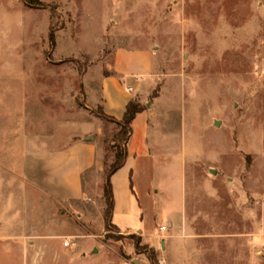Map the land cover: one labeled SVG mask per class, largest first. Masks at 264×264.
<instances>
[{
	"label": "rangeland",
	"instance_id": "1",
	"mask_svg": "<svg viewBox=\"0 0 264 264\" xmlns=\"http://www.w3.org/2000/svg\"><path fill=\"white\" fill-rule=\"evenodd\" d=\"M43 3L0 0V264H66L62 249L97 241L152 264L143 247L163 238L170 264H264V0ZM117 46L153 55L154 82L141 104L152 115L153 157L141 160L146 173L135 176L132 200L133 209L145 206L151 237L138 251L140 234L108 239L101 227L99 191L119 126L103 120L105 172L88 175L81 204L55 200L39 184L40 168L28 165L94 121L93 96ZM183 175V216L193 229L185 237L160 230L182 210ZM119 193L126 206L130 192ZM75 224L82 230L74 235ZM108 253L68 264H115Z\"/></svg>",
	"mask_w": 264,
	"mask_h": 264
},
{
	"label": "crops",
	"instance_id": "2",
	"mask_svg": "<svg viewBox=\"0 0 264 264\" xmlns=\"http://www.w3.org/2000/svg\"><path fill=\"white\" fill-rule=\"evenodd\" d=\"M42 2L48 0H40ZM112 59L105 67V75L97 84L96 94L93 96V102L96 109L102 110L104 116L99 113L93 115V122H86L81 134L70 133L63 145L55 146L42 156L38 151L30 157L28 165L31 168H40L39 184L45 187L58 202H65L71 206L81 204L87 198L86 178L95 171L99 176L105 172V151L102 144L97 140V136L104 133V119L117 124L121 122L131 101H138L142 104L146 94L150 91V84L154 82L153 55L147 48L129 49L117 46L111 53ZM151 112L145 110L138 114L132 123V135L127 144L126 161L112 177L111 184L114 195V212L112 224L122 232L137 233L146 243L145 238L151 237V233L144 229L146 222V208L140 202L133 209V197H137L135 191V176L146 173L145 162L141 160L151 159L153 157L152 144L150 140ZM60 141V138H56ZM154 152L159 153V146H156ZM185 177L181 179L180 203L181 212L176 210L171 213L167 221L162 226H167V230H172L175 234L181 232L182 237L187 236L188 230H193L186 224L183 216V210L189 204V199L185 187ZM102 187L99 194L103 200L104 182L101 180ZM104 184V185H103ZM129 188V191L126 190ZM226 188V187H224ZM231 188V187H229ZM127 191L128 204L125 206L119 199V191ZM179 203V204H180ZM101 227L104 228L103 210ZM137 216L138 221L131 222V218ZM82 228L75 224L74 235L80 233ZM161 230V229H160ZM162 231V230H161ZM165 232V231H162ZM170 235L169 237H174ZM198 237V235H191ZM166 236H158V238ZM164 239V238H163ZM163 239L155 246L149 247L155 249L162 264H170L169 256L171 248L167 247ZM87 243L78 244L75 249H62L60 255L65 257L66 264L69 260L90 261L102 258L109 254L111 250L115 252L117 258L115 264H142L138 259L127 254L123 257L114 249V246L104 245L103 242L94 243L90 249L85 246ZM149 245V244H147ZM184 248V247H183ZM109 250V251H108ZM137 250V249H136ZM181 251V250H180ZM62 256V257H63ZM150 261V260H149ZM144 264H149L148 261Z\"/></svg>",
	"mask_w": 264,
	"mask_h": 264
},
{
	"label": "trees",
	"instance_id": "3",
	"mask_svg": "<svg viewBox=\"0 0 264 264\" xmlns=\"http://www.w3.org/2000/svg\"><path fill=\"white\" fill-rule=\"evenodd\" d=\"M27 6L30 7H37V8H44V3L40 0H23ZM52 43L55 42V37L53 34L50 35ZM146 108L142 106L138 101H131L128 106L124 118L121 122H117L119 126V131L114 136V162L109 167V172L106 178V184L104 187V200L106 204V208L104 210V221L106 226V238L114 239L111 233L114 231H120L117 227L112 224V216L114 212V195H113V188L111 184V177L123 167L126 161L127 155V144L132 135V123L135 120L136 116L142 112H144ZM98 113L101 116H104V113L101 109H99ZM141 238L136 240V249L137 251L140 250ZM145 252H148L149 260L152 264H159L158 260V253L155 249H150L149 247H143ZM125 257L124 254H122Z\"/></svg>",
	"mask_w": 264,
	"mask_h": 264
},
{
	"label": "built area",
	"instance_id": "4",
	"mask_svg": "<svg viewBox=\"0 0 264 264\" xmlns=\"http://www.w3.org/2000/svg\"><path fill=\"white\" fill-rule=\"evenodd\" d=\"M161 230L162 231H166L167 230V226L165 225V226H162L161 227ZM76 243H74V242H72V241H66L65 242V247H70V246H74Z\"/></svg>",
	"mask_w": 264,
	"mask_h": 264
},
{
	"label": "water",
	"instance_id": "5",
	"mask_svg": "<svg viewBox=\"0 0 264 264\" xmlns=\"http://www.w3.org/2000/svg\"><path fill=\"white\" fill-rule=\"evenodd\" d=\"M212 173H213V174H216V171H215V170H212Z\"/></svg>",
	"mask_w": 264,
	"mask_h": 264
}]
</instances>
